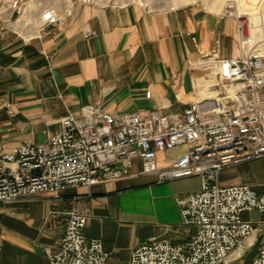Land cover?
<instances>
[{
	"label": "crops",
	"instance_id": "0c3cea01",
	"mask_svg": "<svg viewBox=\"0 0 264 264\" xmlns=\"http://www.w3.org/2000/svg\"><path fill=\"white\" fill-rule=\"evenodd\" d=\"M214 51L239 55L237 22L199 3L151 12L137 3L83 4L26 40L0 27V154L47 141L86 104L110 112H182L198 74L190 63ZM182 151L159 152V165ZM138 170L136 159L132 172ZM218 181L264 193V157L225 169ZM199 189L197 176L158 183L156 175H136L0 202V264H49L46 249L58 250L71 211L87 216L85 235L103 241L108 264H129L132 249L148 239L179 244L196 231L181 224L176 198ZM242 217L259 225L230 261L264 233L257 210Z\"/></svg>",
	"mask_w": 264,
	"mask_h": 264
},
{
	"label": "built area",
	"instance_id": "2783aa9c",
	"mask_svg": "<svg viewBox=\"0 0 264 264\" xmlns=\"http://www.w3.org/2000/svg\"><path fill=\"white\" fill-rule=\"evenodd\" d=\"M131 3L150 12L176 8H150L132 0H0V27L32 39L83 4ZM226 14L237 22L239 55L223 58L214 51L190 63L198 74L182 112H110L86 104L79 116L64 117L61 130L47 141L20 144L0 154V202L136 175H156L158 183L197 176L200 189L176 198L181 224L196 231L179 244L148 239L132 249L129 264L231 262L259 225L243 219L242 213L257 210L264 224V193L218 181L225 169L264 157V42L249 34L246 17ZM150 95L147 90L146 97ZM181 146L185 151L177 159L159 165V152ZM136 159L140 170L133 173ZM86 224L84 213L69 212L58 250L46 249L49 264H108L103 241L86 237ZM255 245L251 264H264V233Z\"/></svg>",
	"mask_w": 264,
	"mask_h": 264
},
{
	"label": "rangeland",
	"instance_id": "374dc122",
	"mask_svg": "<svg viewBox=\"0 0 264 264\" xmlns=\"http://www.w3.org/2000/svg\"><path fill=\"white\" fill-rule=\"evenodd\" d=\"M45 1H49V0H45ZM132 1L142 3L143 5L149 6L150 8H162L169 5L174 7H180L182 5H188L191 3H199L212 11L219 13H231L236 16L237 15L241 16L239 9L246 11V13L249 14L251 12H256V9H254L253 6L251 7L250 0H132ZM241 2L244 3L241 5ZM256 4L258 6L257 16L251 17V19H248V16H242V17H246L248 20L247 31L249 32V34H252L253 37H255L257 40L264 42V0H258L256 1ZM251 15H256V14H251ZM200 85L201 86L203 85L202 80H200ZM180 148H183L182 151L183 153L185 151V148L183 146H181ZM256 253H257V246L255 245L253 247L245 249L241 254V256H239L236 260L229 262L228 264H251L254 257L256 256Z\"/></svg>",
	"mask_w": 264,
	"mask_h": 264
},
{
	"label": "bare ground",
	"instance_id": "6f19581e",
	"mask_svg": "<svg viewBox=\"0 0 264 264\" xmlns=\"http://www.w3.org/2000/svg\"><path fill=\"white\" fill-rule=\"evenodd\" d=\"M251 1V7L253 6V8L254 9H256V12H251L250 14L249 13H246V11H243V10H240L239 9V11H240V15L241 16H248V19H251V17H255V16H257L258 15V6H257V4H256V1H258V0H250ZM244 2H241V5L243 4ZM239 8V7H238ZM251 14H256V15H251ZM199 87H203V85L201 86V85H198ZM239 253H240V250H237V252L235 253V255L236 256H238L239 255Z\"/></svg>",
	"mask_w": 264,
	"mask_h": 264
}]
</instances>
